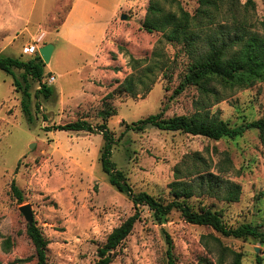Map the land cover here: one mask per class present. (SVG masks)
Here are the masks:
<instances>
[{
    "label": "rangeland",
    "instance_id": "1",
    "mask_svg": "<svg viewBox=\"0 0 264 264\" xmlns=\"http://www.w3.org/2000/svg\"><path fill=\"white\" fill-rule=\"evenodd\" d=\"M8 1L9 13L4 7ZM81 2L93 4L87 13L82 10L75 16L76 26L87 32L86 47H73L56 32L71 0H36L33 13L28 11L29 0H0V54L26 60L32 55L22 52L25 46L51 42L54 50L44 63L42 80L55 76L50 84L54 94L39 99L33 94L43 81L29 78L32 121L27 122L22 91H16L12 76L0 69V264H37L28 222L19 210L23 204L30 205L33 221L48 240L47 264H96L97 248L135 211L101 169V133L45 130L77 119L99 124L106 106L115 110L106 122L116 139L111 159L134 191L170 199L175 167L179 179L186 180L195 162L191 155L198 152L210 161V172L238 184L240 191L236 201L226 200L222 191L214 196L195 193L188 199L193 208L217 210L231 227L251 223L264 230V138L258 130L217 140L151 125L124 131L125 123L149 114L190 115L200 104L230 126L244 124L264 116V81L232 89L215 84L221 92L216 96L205 97L194 85L175 92L190 58L163 32L143 28L149 0ZM197 5L198 0H176L165 9L178 13L182 8L192 14ZM249 18L252 29L264 35V0H254ZM93 23L108 24L101 43L89 31ZM14 73L23 86L22 70ZM129 76L134 96L120 88ZM12 180L22 190L21 203L10 190ZM139 210V219L110 264H169L166 233L175 264H232L233 252L241 254L240 264H256L257 255L264 264V241L224 236L210 226L187 222L176 210L158 224L146 206ZM7 237L11 246L5 251Z\"/></svg>",
    "mask_w": 264,
    "mask_h": 264
},
{
    "label": "trees",
    "instance_id": "2",
    "mask_svg": "<svg viewBox=\"0 0 264 264\" xmlns=\"http://www.w3.org/2000/svg\"><path fill=\"white\" fill-rule=\"evenodd\" d=\"M175 1L149 0L142 24L147 32H163L167 40L181 44L184 52L190 58L175 92L181 91L187 85H194L205 97L216 96L221 92L215 84H220L221 88L232 89L235 87L246 88L258 81H264V35L253 30V26L249 23L250 11L254 9V0L245 2H240V0H198V5L192 14L182 8H179L178 13L165 9L166 5L173 4ZM261 24L264 29V18ZM31 55L30 58L22 60L18 57L0 54V69L12 76L16 91L17 89L22 91L21 108L27 122L32 121L29 78L40 83L44 77L43 60L37 52ZM14 69L22 70L23 86L15 76ZM146 69L151 71L150 67ZM120 88L134 96L132 76L125 78L121 82ZM53 94L54 88L43 82L39 88L35 89L33 96L39 99L40 96L49 98ZM36 105L38 106L39 103ZM100 114L102 122L96 125H92L84 119H77L45 129L101 133L103 138L99 157L101 169L107 175L109 184L119 192L126 194L134 205L135 211L113 227L105 242L97 248L96 264L112 262L118 247L131 233L134 224L139 219L140 206H146L158 224L164 223L170 212L176 210L187 222L210 226L224 236L264 241V230H261L259 226L251 223H241L236 227L228 226L219 211L205 206L194 209L188 202V199L195 193H207L214 196L220 191L224 193L226 200L236 201L240 191L238 184H233L220 175L210 172V161H207L198 152L191 155L195 162L187 170L186 180L179 179V169L175 167V179L169 183L170 199L163 200V198L151 195L146 191H134L122 170L118 169L111 159L112 147L116 139L106 122L110 116L115 114V110L106 106ZM163 115V111H160L130 123L122 121L125 123L124 131L143 130L146 126L151 125L161 130L180 131L217 140L223 137L241 136L245 130L253 128L258 130L260 136L264 138V116L238 126H230L215 114H209L203 104H200L198 110L190 115L182 114L172 117ZM219 171L223 172L224 170L218 168ZM10 190L18 202L21 203L24 200L22 190L14 180L10 182ZM26 232L35 247L37 264H47L48 240L34 221L31 224L27 223ZM166 241L169 264H175L172 240L167 233ZM218 243L221 245L220 242ZM10 246V238L7 237L3 241V249L7 251ZM240 257V253L233 252L232 264H240ZM256 264H261L259 255L256 256Z\"/></svg>",
    "mask_w": 264,
    "mask_h": 264
},
{
    "label": "crops",
    "instance_id": "3",
    "mask_svg": "<svg viewBox=\"0 0 264 264\" xmlns=\"http://www.w3.org/2000/svg\"><path fill=\"white\" fill-rule=\"evenodd\" d=\"M89 3L88 2L83 3L81 2V0H71L70 6L68 7L66 13L64 14L63 19L60 21L58 28L56 30V32H58L60 36H62L63 39L67 41L73 47H76L75 44H79L83 47H86L88 44L89 40L88 38H85V34H87V32H84L82 31V29H80L82 26H76L75 16L77 15L79 11L84 10L87 13L91 7L93 8V4L92 3L89 4ZM35 4H36V0H29V7H28L29 12L31 13L34 12ZM4 7H5L6 12L9 13L8 9L12 8V3L8 1V4L5 3ZM45 12L46 11H44V13ZM16 14H18V16L20 17L19 9ZM46 14L48 13L46 12ZM16 27L20 28V26H16ZM107 27H108V24H104V25L94 24V26L89 27L90 28L89 31L94 32L95 35H98L97 41L101 43ZM50 75H53V74H50Z\"/></svg>",
    "mask_w": 264,
    "mask_h": 264
},
{
    "label": "water",
    "instance_id": "4",
    "mask_svg": "<svg viewBox=\"0 0 264 264\" xmlns=\"http://www.w3.org/2000/svg\"><path fill=\"white\" fill-rule=\"evenodd\" d=\"M120 18L125 19L126 15L124 13H122L120 15ZM53 50H54V45L51 42L45 43L38 48V54L40 55V57L44 63L49 62ZM19 210L23 214L24 218L27 220L28 224H31L33 222V215H32L30 205L29 204H23V205L19 206Z\"/></svg>",
    "mask_w": 264,
    "mask_h": 264
},
{
    "label": "built area",
    "instance_id": "5",
    "mask_svg": "<svg viewBox=\"0 0 264 264\" xmlns=\"http://www.w3.org/2000/svg\"><path fill=\"white\" fill-rule=\"evenodd\" d=\"M38 48L39 46L35 43L29 44L27 46L24 47V49L22 50V52L24 54H34V53H38ZM53 81H55V76L54 75H50L48 76V79L46 80V84H51ZM44 82V81H43Z\"/></svg>",
    "mask_w": 264,
    "mask_h": 264
}]
</instances>
